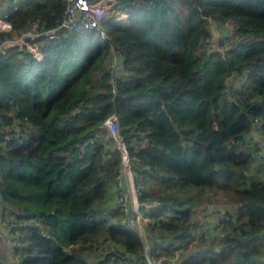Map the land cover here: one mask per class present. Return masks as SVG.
Listing matches in <instances>:
<instances>
[{"label": "trees", "instance_id": "trees-1", "mask_svg": "<svg viewBox=\"0 0 264 264\" xmlns=\"http://www.w3.org/2000/svg\"><path fill=\"white\" fill-rule=\"evenodd\" d=\"M118 7L126 24L110 18L104 32L43 39L41 59L16 46L0 53V222L14 220L22 241L10 263L150 264L113 200L122 150L103 123L116 112L155 256L199 241L162 264H264V165L253 137L264 135V0ZM64 8L8 0L0 18L14 30L38 18L51 27ZM228 24L229 42L214 47V27L229 33ZM9 34L0 30V43ZM218 185L234 197L233 217L199 231L195 212Z\"/></svg>", "mask_w": 264, "mask_h": 264}, {"label": "built area", "instance_id": "built-area-1", "mask_svg": "<svg viewBox=\"0 0 264 264\" xmlns=\"http://www.w3.org/2000/svg\"><path fill=\"white\" fill-rule=\"evenodd\" d=\"M113 5V3H108L105 0H65V8L58 22L51 27L41 25L42 20L38 18L29 27L14 30L7 20L0 18V30L10 33L7 38L1 41L0 53H5L9 46H16L19 52H31L41 59L44 55L40 49L43 39H59L66 35L78 34L92 29L104 32L103 23L110 18L121 22L125 12L120 8H113ZM112 66L115 71L120 69L116 54L112 60ZM103 127L114 137L120 134L123 135L122 129L119 126V116L116 112H113L106 118ZM121 149L123 150V147ZM126 176L128 177V173H126ZM126 176L124 172L119 173L116 198L126 215L122 220L123 223L130 224L127 215L131 212V193L127 187ZM135 190L142 193L138 186ZM233 213V209L221 212L220 217L217 216V219L214 221V227L212 226L211 229L213 231L216 230V232L221 231L224 221L232 219ZM1 225H4L11 232L13 247H20L22 241L20 231L17 229V223L14 220H10L4 223L0 222Z\"/></svg>", "mask_w": 264, "mask_h": 264}, {"label": "rangeland", "instance_id": "rangeland-1", "mask_svg": "<svg viewBox=\"0 0 264 264\" xmlns=\"http://www.w3.org/2000/svg\"><path fill=\"white\" fill-rule=\"evenodd\" d=\"M229 33H221L219 32V30L214 27V36H213V45L216 48H219L220 44L222 43L223 39H225L226 43L229 42L230 36H231V32L233 31V25L232 24H228L227 26ZM227 45V44H226ZM212 47H208V49H210ZM121 67V66H120ZM113 136V135H112ZM122 136L124 135H118L117 137H114V143H116L118 145V147L121 148L123 147L122 150V168H121V172H124L125 176L126 173H128V177L126 176L127 179V187L130 189V193H131V201H130V207H131V212L128 216L129 221H130V226H134V228L139 232V234L142 237V240L145 244V256L148 258L149 263L150 264H162V262L164 260L169 259L172 262H175L177 260H179V258L181 256H185L187 254H190L191 251H193V249H195L196 245L199 244V241L196 240H192L189 241L188 243H186L183 247H190L184 251H182L180 248L175 249V251L173 253H168L165 254L163 256H155L154 254V249L152 247V245L150 244L148 237H147V232H146V224L147 222L150 220L149 218H146V216L141 212L140 210V195L141 193H139L138 190H135V188L138 186L136 179H135V175L134 172L132 170V166H131V159L129 154L127 155L126 152H124V138H122ZM255 142L256 139H254ZM258 146H261L258 144ZM256 157L258 158V162L260 165H264V150L262 149V146L260 147V149H256ZM140 188V187H139ZM114 191H115V187H114ZM115 193V192H114ZM208 197L211 198L210 201L203 203L201 206H199L195 212V215H197V222L198 223V230L201 231V225L204 226V223L208 222V220H212L213 224L212 226L214 227V221L217 219V216L220 217L221 212L225 211V210H232L235 208V204H233V200L234 197L232 195L231 192H229L226 187H224V185H218V186H214L211 191L208 193ZM115 201V203L117 205L118 204V200L116 197H114L113 199ZM157 201H153V202H149L147 203L148 206H155L157 205ZM154 204V205H152ZM211 204L212 206L209 208L208 205ZM212 209L210 213H207L204 211V209ZM136 210V211H135ZM138 210V211H137ZM217 213V214H216ZM208 215L211 216L207 219H205L204 215ZM126 217V215L123 216L122 220ZM214 217V218H213ZM213 218V219H212ZM123 222V221H122ZM4 223V222H3ZM211 227H206V230H210ZM222 230V228H221ZM11 244L13 247V241L11 239ZM0 247H1V241H0ZM14 249V248H13ZM14 260L19 263V257H17L16 255L14 256ZM3 264H11L9 262L6 261H2Z\"/></svg>", "mask_w": 264, "mask_h": 264}, {"label": "crops", "instance_id": "crops-1", "mask_svg": "<svg viewBox=\"0 0 264 264\" xmlns=\"http://www.w3.org/2000/svg\"><path fill=\"white\" fill-rule=\"evenodd\" d=\"M8 0H0V8L2 7V5H4L6 2H7ZM106 2H108V3H113L114 5H113V8H119L118 7V0H105ZM125 12V11H124ZM128 16H129V14L127 13V12H125V14L123 15V17H122V20H121V22L123 23V24H126L127 23V20H128ZM253 137H254V139H256V141H258L260 144H261V146H262V149L264 150V135L263 134H261V133H259L258 131H257V129H255L254 131H253ZM152 205H154V204H152ZM212 205H208V207L210 208ZM199 209V208H198ZM211 210L212 209H207V208H205L204 209V211L205 212H207V213H210L211 212ZM217 214V213H216ZM204 217H205V219H207L208 220V218L209 217H211V216H208V215H204ZM0 218H1V214H0ZM147 218V217H146ZM214 218V217H213ZM212 218V219H213ZM212 224H213V221L212 220H208V222H206V223H204V226L203 225H201V228L202 229H204V230H206V227H212ZM211 229V228H210ZM207 231H208V229H207ZM0 241H1V254L3 255V256H5L6 257V262H12L13 260H14V249H13V247H12V244H11V238H10V235H9V231H7V229H5V230H0ZM73 247V246H72ZM188 248H190V247H188ZM187 248V249H188Z\"/></svg>", "mask_w": 264, "mask_h": 264}, {"label": "water", "instance_id": "water-1", "mask_svg": "<svg viewBox=\"0 0 264 264\" xmlns=\"http://www.w3.org/2000/svg\"><path fill=\"white\" fill-rule=\"evenodd\" d=\"M124 151L128 154V151H127V148L126 147H124ZM2 198V197H1ZM3 203L1 204V206H0V208H2L3 207ZM6 229V227L4 226V225H1L0 226V230H5Z\"/></svg>", "mask_w": 264, "mask_h": 264}]
</instances>
